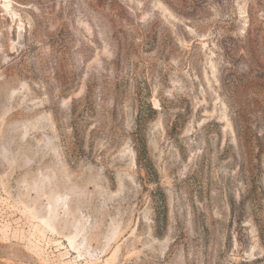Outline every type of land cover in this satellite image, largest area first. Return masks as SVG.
Instances as JSON below:
<instances>
[{
	"label": "rangeland",
	"instance_id": "obj_1",
	"mask_svg": "<svg viewBox=\"0 0 264 264\" xmlns=\"http://www.w3.org/2000/svg\"><path fill=\"white\" fill-rule=\"evenodd\" d=\"M0 264H264V0H0Z\"/></svg>",
	"mask_w": 264,
	"mask_h": 264
}]
</instances>
